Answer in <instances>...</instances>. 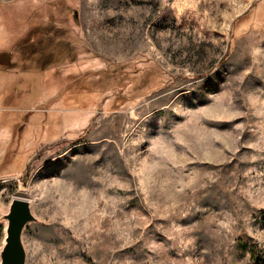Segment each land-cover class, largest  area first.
<instances>
[{
    "label": "rangeland",
    "instance_id": "374dc122",
    "mask_svg": "<svg viewBox=\"0 0 264 264\" xmlns=\"http://www.w3.org/2000/svg\"><path fill=\"white\" fill-rule=\"evenodd\" d=\"M262 2L0 0V250L19 197L25 264H261Z\"/></svg>",
    "mask_w": 264,
    "mask_h": 264
},
{
    "label": "water",
    "instance_id": "95a60500",
    "mask_svg": "<svg viewBox=\"0 0 264 264\" xmlns=\"http://www.w3.org/2000/svg\"><path fill=\"white\" fill-rule=\"evenodd\" d=\"M7 219L5 243L0 250V264H25L21 234L24 226L34 219L29 201L14 197L4 215Z\"/></svg>",
    "mask_w": 264,
    "mask_h": 264
},
{
    "label": "crops",
    "instance_id": "0c3cea01",
    "mask_svg": "<svg viewBox=\"0 0 264 264\" xmlns=\"http://www.w3.org/2000/svg\"><path fill=\"white\" fill-rule=\"evenodd\" d=\"M4 133L0 134V161L3 158V154L6 150V146L8 145V139H9L7 138V136L4 135Z\"/></svg>",
    "mask_w": 264,
    "mask_h": 264
},
{
    "label": "trees",
    "instance_id": "16d2710c",
    "mask_svg": "<svg viewBox=\"0 0 264 264\" xmlns=\"http://www.w3.org/2000/svg\"><path fill=\"white\" fill-rule=\"evenodd\" d=\"M263 4H264V2H262V4L260 5L259 18H260V16H262V18H264V7H263ZM260 14H262V15H260ZM3 55H4V54H3ZM8 59H9V55H8ZM8 62H9V61H8ZM12 66H13V63H11L10 65H7L8 68H9V67H12ZM260 263H261V264H264V259H262Z\"/></svg>",
    "mask_w": 264,
    "mask_h": 264
}]
</instances>
